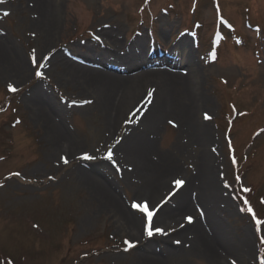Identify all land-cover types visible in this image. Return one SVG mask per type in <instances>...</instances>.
<instances>
[{
    "label": "rangeland",
    "instance_id": "374dc122",
    "mask_svg": "<svg viewBox=\"0 0 264 264\" xmlns=\"http://www.w3.org/2000/svg\"><path fill=\"white\" fill-rule=\"evenodd\" d=\"M47 1L50 11L59 8V32L42 49L45 32L39 19L45 14L35 0H0V264H213V251L226 250L217 243L202 247L194 243L186 224L202 216L196 203L163 227L154 223L153 216V233L155 228H165L164 237L177 249L175 254L158 250L159 243L154 248L160 255L158 262L140 257L144 254L138 246L140 238L154 234L148 236L146 214L133 207L145 199L137 190L140 180L135 167L128 159L121 161L117 153L128 130L139 123L155 86L148 84L147 91L124 111L120 130L109 128L108 109L98 104L95 93L83 83L62 80L63 68L52 59L62 54L76 61L75 56L98 61L86 46H93L96 53L97 44L106 42L100 30L118 24L123 28L118 48L127 51L138 37H144L146 52L159 59L138 70L161 66L157 62L170 58L180 39H190L201 71L199 90L210 101L198 106L196 120L211 126L217 180L232 205L230 209L222 203L221 218L235 241L249 231L253 253L245 264H264V224L259 228L256 224L257 219L264 221V0ZM162 22L167 25L164 34ZM218 29L220 39L215 41ZM18 56L29 70L22 81L9 74ZM165 68L183 70L174 64ZM177 86L173 93L182 97L187 90ZM32 102L39 109L33 111ZM50 119L60 123L58 133L51 132ZM182 128L180 117L170 114L163 118L157 136L149 134L155 169L168 165L166 154L179 165L166 191L148 204L150 210L163 202L176 207L173 196L198 168L197 145L187 135L180 136ZM99 161L106 162L101 171L113 184L107 187L115 199L92 182L91 164ZM177 179L185 184L177 188ZM245 187L252 193L249 213L238 196ZM129 217L139 219V238L121 228Z\"/></svg>",
    "mask_w": 264,
    "mask_h": 264
},
{
    "label": "bare ground",
    "instance_id": "6f19581e",
    "mask_svg": "<svg viewBox=\"0 0 264 264\" xmlns=\"http://www.w3.org/2000/svg\"><path fill=\"white\" fill-rule=\"evenodd\" d=\"M35 3L40 13L45 14L39 21L43 24L42 33L45 32L40 47L46 49L59 32V24L56 20L59 8L54 6V9L50 11L47 0H35ZM47 15L51 17V22H49ZM166 26V23L162 22L161 30L163 34ZM122 30L123 28L119 24L107 29L102 28L100 32L105 37L106 42L102 45H95L98 47L96 53H94L93 46H86V52L92 58L98 60L96 62L91 58L75 56V59H78L76 61L68 59L62 54L54 55L52 59L63 68L60 78L68 82L83 83L85 89L93 91L98 104L108 109L107 127L117 128L118 130L122 128L123 121H120V117L123 116L124 111L137 100L142 91H147L148 84H154L155 88L153 94L150 95V102L145 105V111L139 123L128 130L125 140H122L119 144L120 150L117 155H119L121 161L128 159L132 162L135 167V170L134 167L132 170L140 180V187L137 190L145 198L141 202L147 201L151 206L169 187L173 178L172 175L179 169V165L170 155L166 154L163 157L168 165L163 164L164 167H161L159 171L155 169V166H157L155 160L153 161L149 156L150 151L154 148V142L149 134L152 138L157 136L166 115L175 114L179 116L183 126L180 130V136L182 134L187 135L197 145L194 158L197 159L198 168L192 176H187L185 187L178 189L173 196L177 200L176 207L169 204V202H166V204L163 202L160 206L159 203L153 205V209H156L154 223L156 222L159 227L162 224H171L174 222L173 219L176 215L183 210L190 209L193 204L197 203L203 211L202 216L198 219L195 218L192 224H186L189 234H192L194 243L199 247L217 243L226 249L218 250L217 253L213 251V264H232L233 261L236 264H245L253 253L250 233L245 231L240 240L235 241L223 224L222 209L219 207L223 203L231 209L232 205L224 197L225 195L221 192L217 180L216 156L212 152L214 146L213 131L209 123L196 120L198 106L208 105L210 101L209 97L199 90L201 71L199 63L194 60L190 39L188 37L180 39L175 44L174 50L170 54L171 57L165 59L164 62L162 60V62H157L161 66L138 70L142 66L153 64L159 59H153L149 52H146V39L144 37H138L127 51L118 48L121 44L119 34ZM171 58H174V62ZM21 60L23 61V59ZM21 60L19 61L18 56L15 69L9 72L18 81H22L29 71L27 64H23ZM166 64H174V67L183 66V70L179 73L174 68H165ZM108 66L111 68L108 69ZM131 70L134 72L128 73ZM176 84L187 90L182 97H178L175 95L176 93H173ZM40 94L43 95V93ZM181 98L183 99L181 100ZM30 107L33 111L39 109L36 108L34 102L31 103ZM203 113L201 114L203 115ZM50 122L52 123L51 132L53 134L58 133L60 123L52 122L51 119ZM209 147H211V150ZM105 165V161L92 163L90 172L94 176L92 182L95 188L104 195H108L111 200L112 197L114 199L116 197L111 191L110 196L107 186H113V184L103 176L101 171V168ZM126 177L130 180L131 175L128 174ZM120 206L122 207V205ZM122 211L124 212V209ZM131 213L135 212L131 211ZM121 228L135 237L139 238L141 236L138 218L129 217V220L126 219L125 223L121 224ZM165 230L164 228L163 233L156 232L151 238H140L141 242L138 246L141 245L144 253L140 255L141 258L146 261L158 262L160 257H158V253L156 254L154 248L159 243L158 250L164 253L167 252L170 255L173 252L176 253L177 249L169 246L164 237ZM162 244L164 247L161 246Z\"/></svg>",
    "mask_w": 264,
    "mask_h": 264
},
{
    "label": "snow or ice",
    "instance_id": "6c2138e0",
    "mask_svg": "<svg viewBox=\"0 0 264 264\" xmlns=\"http://www.w3.org/2000/svg\"><path fill=\"white\" fill-rule=\"evenodd\" d=\"M32 56H33V62L35 63V51H33ZM36 75L40 76V75H42V73L37 72ZM9 88L13 92L17 91L15 86H13L11 84L9 85ZM149 94H151V93H149ZM206 118L210 119V117H207V116H206ZM261 131L264 132V129H261ZM87 158H91V157H87ZM108 158L109 159L112 158V153L111 152L108 153ZM65 163H67V159L66 158H65ZM17 175H19V173H17ZM174 183L177 186V188H179V187H181V186H183L185 184V181L177 179V180H175ZM245 191H249V189H245ZM133 207L146 214V217H147V228H146L147 234H148V236H152L154 234L153 233V227H152V219H153V216L155 215L156 209L150 210L147 201H145L143 203H134ZM249 211H251V209H249ZM253 215L255 216V213H253ZM187 219H188L189 222H191L193 220V217L189 216V217H187ZM256 224H257V227L259 228L260 225L264 224V221H261V220L257 219L256 220ZM155 232L163 233L164 230L162 228H155ZM261 242L264 243V236L261 237ZM126 243L129 244V247L133 246L131 242L126 241ZM177 243H179V241H177ZM232 264H236V262L233 261Z\"/></svg>",
    "mask_w": 264,
    "mask_h": 264
},
{
    "label": "trees",
    "instance_id": "16d2710c",
    "mask_svg": "<svg viewBox=\"0 0 264 264\" xmlns=\"http://www.w3.org/2000/svg\"><path fill=\"white\" fill-rule=\"evenodd\" d=\"M252 188V187H250ZM254 189V188H253ZM250 190L249 191H242V189H239V200L242 203V206L249 211V204L246 203H250V198H251V194H250Z\"/></svg>",
    "mask_w": 264,
    "mask_h": 264
}]
</instances>
